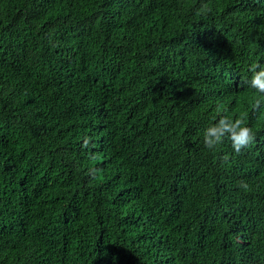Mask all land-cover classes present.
Returning a JSON list of instances; mask_svg holds the SVG:
<instances>
[{
  "label": "trees",
  "instance_id": "obj_1",
  "mask_svg": "<svg viewBox=\"0 0 264 264\" xmlns=\"http://www.w3.org/2000/svg\"><path fill=\"white\" fill-rule=\"evenodd\" d=\"M256 64L264 0H0V264H264Z\"/></svg>",
  "mask_w": 264,
  "mask_h": 264
},
{
  "label": "clouds",
  "instance_id": "obj_2",
  "mask_svg": "<svg viewBox=\"0 0 264 264\" xmlns=\"http://www.w3.org/2000/svg\"><path fill=\"white\" fill-rule=\"evenodd\" d=\"M211 11L212 9L207 5H204L202 8L203 14L210 13ZM251 70L254 74L249 84L261 97V99L256 100L254 105V107H259L262 100H264V66L256 64ZM225 136L231 140L232 148L237 154L254 140V133L250 127L245 125L243 118L230 119L227 116H221L218 121L205 130L204 145L208 149H215L217 145L222 143ZM86 145L87 140H85ZM239 186L245 191L249 189V186L243 182Z\"/></svg>",
  "mask_w": 264,
  "mask_h": 264
}]
</instances>
